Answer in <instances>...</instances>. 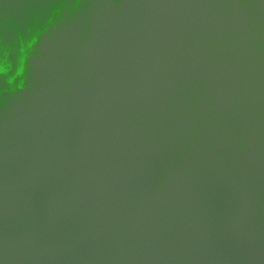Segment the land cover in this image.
Masks as SVG:
<instances>
[{"label":"water","instance_id":"water-1","mask_svg":"<svg viewBox=\"0 0 264 264\" xmlns=\"http://www.w3.org/2000/svg\"><path fill=\"white\" fill-rule=\"evenodd\" d=\"M0 264H264V0H0Z\"/></svg>","mask_w":264,"mask_h":264}]
</instances>
